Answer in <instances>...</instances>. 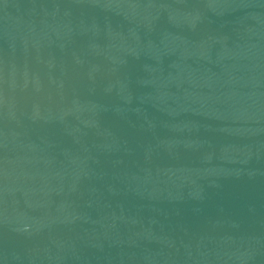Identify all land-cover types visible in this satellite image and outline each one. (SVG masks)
<instances>
[{
  "label": "water",
  "instance_id": "water-1",
  "mask_svg": "<svg viewBox=\"0 0 264 264\" xmlns=\"http://www.w3.org/2000/svg\"><path fill=\"white\" fill-rule=\"evenodd\" d=\"M0 264H264V0H0Z\"/></svg>",
  "mask_w": 264,
  "mask_h": 264
}]
</instances>
